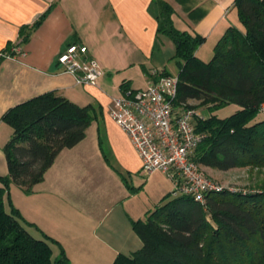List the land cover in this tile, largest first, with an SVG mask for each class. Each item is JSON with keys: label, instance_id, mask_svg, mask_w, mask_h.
<instances>
[{"label": "crops", "instance_id": "1", "mask_svg": "<svg viewBox=\"0 0 264 264\" xmlns=\"http://www.w3.org/2000/svg\"><path fill=\"white\" fill-rule=\"evenodd\" d=\"M155 1L0 0V177L9 173L4 146L13 128L2 116L11 107L54 91L100 111L86 137L58 154L32 193L15 184L9 189L13 204L34 224L31 234L59 241L71 264H113L119 254L141 248L132 220L145 218L173 191L165 173L142 172L130 137L109 114L123 83L139 89L148 85L151 67L169 72L175 45L158 33ZM165 1L173 7L175 27L210 39L211 47L230 25L241 26L235 0ZM43 15L21 43V29ZM70 43L85 44L97 61L102 74L96 85L77 84L59 65ZM14 45L19 53L7 56ZM200 50L196 55L203 60ZM5 204L10 210L7 196ZM53 249L59 254V246Z\"/></svg>", "mask_w": 264, "mask_h": 264}, {"label": "trees", "instance_id": "2", "mask_svg": "<svg viewBox=\"0 0 264 264\" xmlns=\"http://www.w3.org/2000/svg\"><path fill=\"white\" fill-rule=\"evenodd\" d=\"M155 2L158 33L175 45L176 103L197 109L189 103L197 100L210 112L195 122L205 137L194 160L222 171L264 168V0H235L241 26L227 28L209 61L196 55L205 37L177 29L173 7L165 0ZM44 16L21 29V43ZM121 88L127 91L129 83ZM231 104L239 109L230 116L215 113ZM99 112L93 104L82 106L49 91L3 114L13 132L4 146L9 173L0 177V264H70L59 241L44 232L42 237L31 234L28 226L34 224L13 204L9 189L15 184L32 193L58 154L86 137ZM132 227L141 248L119 254L113 264H264V178L250 191L214 190L205 203L172 191L146 218L132 220ZM53 244L60 247L56 257Z\"/></svg>", "mask_w": 264, "mask_h": 264}, {"label": "built area", "instance_id": "3", "mask_svg": "<svg viewBox=\"0 0 264 264\" xmlns=\"http://www.w3.org/2000/svg\"><path fill=\"white\" fill-rule=\"evenodd\" d=\"M14 45L7 56H15ZM63 71L79 85H96L102 74L97 61L82 43H70L58 57ZM148 85L128 89L113 99L109 114L128 134L142 161L145 175L165 173L174 184L175 195H191L205 203L208 193L221 190L194 158L205 137L195 122L203 115L185 103H176L178 76L154 69Z\"/></svg>", "mask_w": 264, "mask_h": 264}, {"label": "rangeland", "instance_id": "4", "mask_svg": "<svg viewBox=\"0 0 264 264\" xmlns=\"http://www.w3.org/2000/svg\"><path fill=\"white\" fill-rule=\"evenodd\" d=\"M212 41L205 40L200 46L201 51L199 56L203 58L204 61H209L214 54V47H211ZM167 68L172 74H176L178 70V65L176 59L173 57L167 60ZM154 67H151L147 72L152 73ZM145 75V74H144ZM191 105L197 107V110L203 116H209L210 112L206 106H199V101L191 100L189 102ZM239 106L236 104H231L217 110L215 113L221 117L225 118L236 112ZM264 114L260 113V118H263ZM205 173L215 182L217 185L221 186L222 189H229L232 191H250L257 188V184L264 178V168H252L250 166L238 167L230 169L228 171H222L213 169L211 167L202 166ZM168 178V176H166ZM172 182V181H171ZM173 184V182H172ZM174 189V184H173ZM149 193V192H148ZM146 218V217H145ZM54 247V244H53ZM54 256H58L57 252H54ZM71 264V262H70Z\"/></svg>", "mask_w": 264, "mask_h": 264}]
</instances>
